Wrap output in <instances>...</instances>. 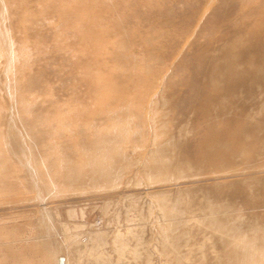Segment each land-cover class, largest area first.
<instances>
[{
	"label": "rangeland",
	"instance_id": "374dc122",
	"mask_svg": "<svg viewBox=\"0 0 264 264\" xmlns=\"http://www.w3.org/2000/svg\"><path fill=\"white\" fill-rule=\"evenodd\" d=\"M0 264H264V0H0Z\"/></svg>",
	"mask_w": 264,
	"mask_h": 264
},
{
	"label": "bare ground",
	"instance_id": "6f19581e",
	"mask_svg": "<svg viewBox=\"0 0 264 264\" xmlns=\"http://www.w3.org/2000/svg\"><path fill=\"white\" fill-rule=\"evenodd\" d=\"M207 127L208 128L199 142L200 151L196 152V157L197 155H201L209 161L226 157L228 152L225 150H221L217 147L215 151L212 152L211 148L212 146L214 148L219 142L225 143L230 140H234L235 142L238 141L240 139V134L236 130V125L232 120L227 119L223 123L213 120Z\"/></svg>",
	"mask_w": 264,
	"mask_h": 264
}]
</instances>
